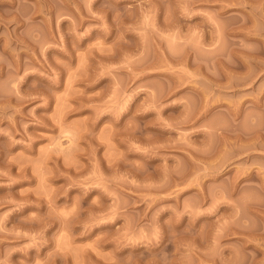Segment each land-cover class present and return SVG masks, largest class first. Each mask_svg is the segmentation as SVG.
<instances>
[{"label": "rangeland", "instance_id": "374dc122", "mask_svg": "<svg viewBox=\"0 0 264 264\" xmlns=\"http://www.w3.org/2000/svg\"><path fill=\"white\" fill-rule=\"evenodd\" d=\"M0 264H264V0H0Z\"/></svg>", "mask_w": 264, "mask_h": 264}]
</instances>
